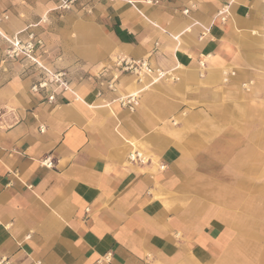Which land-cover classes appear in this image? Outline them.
Returning <instances> with one entry per match:
<instances>
[{"label": "crops", "instance_id": "crops-1", "mask_svg": "<svg viewBox=\"0 0 264 264\" xmlns=\"http://www.w3.org/2000/svg\"><path fill=\"white\" fill-rule=\"evenodd\" d=\"M0 17L74 90L32 92L41 71L3 61L0 35V264H264V0H0ZM118 56L167 76L148 87Z\"/></svg>", "mask_w": 264, "mask_h": 264}, {"label": "built area", "instance_id": "built-area-1", "mask_svg": "<svg viewBox=\"0 0 264 264\" xmlns=\"http://www.w3.org/2000/svg\"><path fill=\"white\" fill-rule=\"evenodd\" d=\"M80 0H58L59 8L62 10H71ZM146 4L159 5L160 0H144ZM188 10L185 11L187 13ZM225 12H220L219 15H224ZM7 17H0V23ZM225 20V18H223ZM0 35L5 40L7 48L4 52L3 61H22L29 60L40 71V79L31 87L32 92L45 95L49 103H54L56 97L61 93H74L70 82V74L64 70L52 71L44 66L37 57L38 52L45 51V43L42 38L33 32L24 30L14 35ZM115 68L121 74L131 75L136 82L149 80L148 87L166 78L167 73L161 69L154 68L146 59H132L127 56H118L115 61ZM107 88L111 92H118V78L114 77L107 82ZM75 100H79L78 97ZM139 93L127 94L119 96L115 101L125 109L134 111L139 104ZM131 161L143 159L139 153L131 155ZM41 164L47 168H53L54 162L51 158L44 159ZM1 263H6L4 260Z\"/></svg>", "mask_w": 264, "mask_h": 264}, {"label": "rangeland", "instance_id": "rangeland-1", "mask_svg": "<svg viewBox=\"0 0 264 264\" xmlns=\"http://www.w3.org/2000/svg\"><path fill=\"white\" fill-rule=\"evenodd\" d=\"M72 9H73V8H72ZM72 9H71V10H72ZM60 10H62V9H60ZM71 10H62V11H71Z\"/></svg>", "mask_w": 264, "mask_h": 264}]
</instances>
